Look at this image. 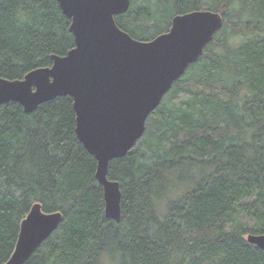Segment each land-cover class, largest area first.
<instances>
[{
    "label": "trees",
    "instance_id": "trees-1",
    "mask_svg": "<svg viewBox=\"0 0 264 264\" xmlns=\"http://www.w3.org/2000/svg\"><path fill=\"white\" fill-rule=\"evenodd\" d=\"M197 10L219 13L223 28L110 163L119 223L104 216L70 97L29 114L0 106V264L34 203L63 222L24 264H264L246 241L264 234V0H130L115 22L147 42ZM69 25L55 0H0V77L65 56Z\"/></svg>",
    "mask_w": 264,
    "mask_h": 264
},
{
    "label": "water",
    "instance_id": "water-1",
    "mask_svg": "<svg viewBox=\"0 0 264 264\" xmlns=\"http://www.w3.org/2000/svg\"><path fill=\"white\" fill-rule=\"evenodd\" d=\"M55 1L70 21L73 48L65 56H51L50 67L34 69L22 79L0 77V106L17 103L29 114L55 98L70 97L76 137L96 161L104 216L119 223L121 189L119 182L109 180L110 163L141 139L149 115L202 56L223 28V18L201 10L178 14L168 32L143 42L115 22L128 11L130 0ZM62 222L61 212L45 213L34 203L4 264H24ZM246 241L264 252V234H249Z\"/></svg>",
    "mask_w": 264,
    "mask_h": 264
},
{
    "label": "rangeland",
    "instance_id": "rangeland-1",
    "mask_svg": "<svg viewBox=\"0 0 264 264\" xmlns=\"http://www.w3.org/2000/svg\"><path fill=\"white\" fill-rule=\"evenodd\" d=\"M244 222H247V220H246V219H244Z\"/></svg>",
    "mask_w": 264,
    "mask_h": 264
}]
</instances>
